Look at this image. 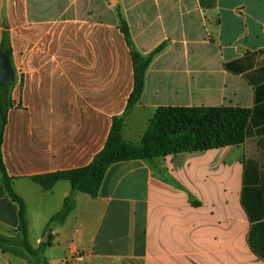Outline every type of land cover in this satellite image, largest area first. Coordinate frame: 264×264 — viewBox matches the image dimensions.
Masks as SVG:
<instances>
[{"label":"crops","instance_id":"crops-1","mask_svg":"<svg viewBox=\"0 0 264 264\" xmlns=\"http://www.w3.org/2000/svg\"><path fill=\"white\" fill-rule=\"evenodd\" d=\"M120 13L140 53L165 43L125 139L140 141L161 106L250 109L246 137L114 163L98 195L76 192L50 230L72 184L33 177L89 164L134 88ZM5 30L18 78L2 155L29 243L52 235L43 264H264V0H0V46ZM20 226L0 179V264H33Z\"/></svg>","mask_w":264,"mask_h":264},{"label":"trees","instance_id":"trees-1","mask_svg":"<svg viewBox=\"0 0 264 264\" xmlns=\"http://www.w3.org/2000/svg\"><path fill=\"white\" fill-rule=\"evenodd\" d=\"M120 17V28L131 49L134 68V88L128 99L125 113L112 119L111 130L104 147L96 153L92 161L79 168L55 171L36 175L33 180L44 189H51L60 180H68L72 184V192L64 200L62 209L53 215L47 229L63 223L75 207V193L82 192L97 196L108 168L117 162L141 159L153 160L158 157L182 152L206 151L219 147L242 144L246 137L245 128L249 120L250 109L236 106H161L151 118L149 126L141 140L131 141L123 137L125 116L140 100L145 88L146 72L154 56L165 48V43L156 47L150 54L144 55L134 47L130 27ZM7 52L12 58L13 49L10 35L4 31L0 53ZM0 79V179L9 197L19 205L21 220V246L33 258V264H43V249L51 243L52 235L41 247L34 249L28 241L26 205L23 198L14 191L11 178L8 176L2 155L5 127L9 110L15 106L12 90L17 80ZM1 241H7L0 237Z\"/></svg>","mask_w":264,"mask_h":264},{"label":"water","instance_id":"water-1","mask_svg":"<svg viewBox=\"0 0 264 264\" xmlns=\"http://www.w3.org/2000/svg\"><path fill=\"white\" fill-rule=\"evenodd\" d=\"M0 79L14 81L16 79V71L12 64L11 56L7 52L0 53ZM49 230L45 232L44 243L48 240Z\"/></svg>","mask_w":264,"mask_h":264},{"label":"built area","instance_id":"built-area-1","mask_svg":"<svg viewBox=\"0 0 264 264\" xmlns=\"http://www.w3.org/2000/svg\"><path fill=\"white\" fill-rule=\"evenodd\" d=\"M76 257L80 259V258L83 257V254H82L81 252H78V253L76 254Z\"/></svg>","mask_w":264,"mask_h":264},{"label":"rangeland","instance_id":"rangeland-1","mask_svg":"<svg viewBox=\"0 0 264 264\" xmlns=\"http://www.w3.org/2000/svg\"><path fill=\"white\" fill-rule=\"evenodd\" d=\"M45 237H46V236H45V234H44L43 238L45 239Z\"/></svg>","mask_w":264,"mask_h":264}]
</instances>
